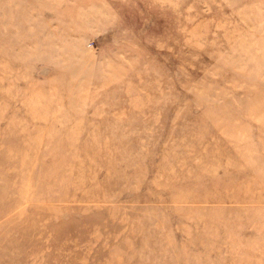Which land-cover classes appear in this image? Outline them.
<instances>
[{"label": "rangeland", "instance_id": "1", "mask_svg": "<svg viewBox=\"0 0 264 264\" xmlns=\"http://www.w3.org/2000/svg\"><path fill=\"white\" fill-rule=\"evenodd\" d=\"M0 264H264V0H0Z\"/></svg>", "mask_w": 264, "mask_h": 264}]
</instances>
